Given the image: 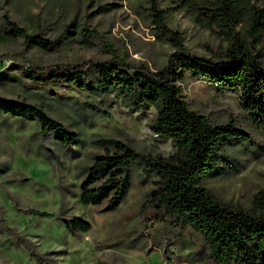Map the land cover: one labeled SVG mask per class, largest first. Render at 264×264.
<instances>
[{
  "label": "rangeland",
  "instance_id": "obj_1",
  "mask_svg": "<svg viewBox=\"0 0 264 264\" xmlns=\"http://www.w3.org/2000/svg\"><path fill=\"white\" fill-rule=\"evenodd\" d=\"M239 1L245 15L236 31L264 62V29L260 40L255 30L264 0ZM154 5L165 14L167 26L182 35L192 55L226 59L225 36L198 20L185 0H0V100L27 98L41 103L54 119L85 140L80 149L74 146L66 154L51 141L53 133L44 136L37 122L0 118V264H213L200 232L159 211L152 196L156 185L139 164L131 169L130 188L116 211L106 210V203L84 205L80 200L83 168L92 165L95 155L106 153L103 140H120L153 156L169 158L176 153L174 143L153 130V107L137 112L112 93L101 105L104 112L85 122L66 105L40 97L17 82L1 83L4 71L29 81L15 53L44 66L103 62L112 58L103 40L127 61L163 70L175 49L152 24ZM75 10L80 27L87 21L99 35L88 31L90 44L72 42L45 52L25 46L23 38H7L2 30L6 17L24 27L39 21L45 25L44 36L54 38ZM178 84L190 109L213 124L235 123L252 137L249 144L228 146L225 154L233 168L223 164V171L203 186L230 207L253 208L254 196L264 189V132L253 124L236 89L219 91L188 74ZM75 96L93 103L86 95ZM73 217L91 222L92 230L72 236L65 222Z\"/></svg>",
  "mask_w": 264,
  "mask_h": 264
},
{
  "label": "trees",
  "instance_id": "obj_2",
  "mask_svg": "<svg viewBox=\"0 0 264 264\" xmlns=\"http://www.w3.org/2000/svg\"><path fill=\"white\" fill-rule=\"evenodd\" d=\"M185 3L204 25L225 36L226 59L214 61L192 55L182 35L167 26L165 14L154 5L152 24L159 37L175 49L163 70L153 71L144 62L131 63L103 40L112 54L110 60L103 62L44 66L15 53L29 81H23L15 72L4 71L1 83L10 86L17 82L40 97L66 105L85 122L95 113L104 112L101 105L112 93L137 112L153 107L156 113L152 128L158 136L174 143L176 153L169 158L153 156L120 140H103L106 153L95 155L92 165L83 168L81 202L94 206L106 203V210L116 211L130 188L131 169L139 164L143 174L156 185L152 196L159 211H165L178 225L191 226L200 232L213 264H264V189L254 196L253 208L245 209L222 203L203 186L206 179L225 168L223 164L233 168L226 148L249 144L252 137L235 123L213 124L206 115L190 109L178 84L188 74L207 81L219 91L236 89L253 124L264 132V62L255 47L236 31L245 15L239 0H185ZM78 15L75 10L54 38L44 36L45 25L39 21L24 27L6 17L2 30L9 39L23 38L25 46L54 52L72 42L90 44L88 31L99 37L87 21L84 28L80 27ZM256 17L259 19L256 40H260L264 8L258 10ZM76 93L93 98V103L76 97ZM97 99L99 102L94 103ZM9 117L37 122L44 136L53 133L51 141L66 154L72 147L80 149L85 143L80 134L54 119L43 104L27 98L15 102L0 100L1 120ZM76 152L79 151L73 153ZM51 155L55 157L52 151ZM65 226L72 236L93 228L91 222L80 217L66 220Z\"/></svg>",
  "mask_w": 264,
  "mask_h": 264
}]
</instances>
